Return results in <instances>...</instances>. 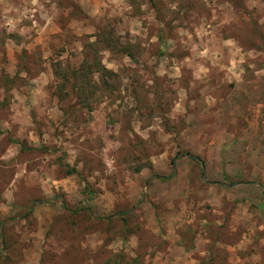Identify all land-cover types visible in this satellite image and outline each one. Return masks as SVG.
Here are the masks:
<instances>
[{
	"label": "rangeland",
	"instance_id": "obj_1",
	"mask_svg": "<svg viewBox=\"0 0 264 264\" xmlns=\"http://www.w3.org/2000/svg\"><path fill=\"white\" fill-rule=\"evenodd\" d=\"M237 257L264 264V0H0V264Z\"/></svg>",
	"mask_w": 264,
	"mask_h": 264
},
{
	"label": "crops",
	"instance_id": "obj_2",
	"mask_svg": "<svg viewBox=\"0 0 264 264\" xmlns=\"http://www.w3.org/2000/svg\"><path fill=\"white\" fill-rule=\"evenodd\" d=\"M238 248H242L241 247V245L240 246H238V247H236V249H238ZM238 258V257H237ZM250 259H248V260H243V259H241V258H238V259H236L235 261H232L233 263L232 264H247L248 262H251V261H249ZM254 261L252 262V264H257L259 261H257L256 260V258H254L253 259Z\"/></svg>",
	"mask_w": 264,
	"mask_h": 264
},
{
	"label": "trees",
	"instance_id": "obj_3",
	"mask_svg": "<svg viewBox=\"0 0 264 264\" xmlns=\"http://www.w3.org/2000/svg\"><path fill=\"white\" fill-rule=\"evenodd\" d=\"M75 173H76L75 170H72V171L69 172V174H75Z\"/></svg>",
	"mask_w": 264,
	"mask_h": 264
}]
</instances>
